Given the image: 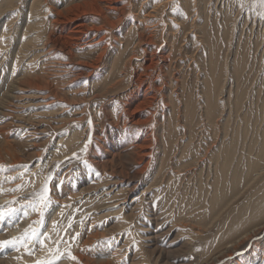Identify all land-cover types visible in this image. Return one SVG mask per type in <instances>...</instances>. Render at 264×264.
<instances>
[{
	"label": "rangeland",
	"instance_id": "obj_1",
	"mask_svg": "<svg viewBox=\"0 0 264 264\" xmlns=\"http://www.w3.org/2000/svg\"><path fill=\"white\" fill-rule=\"evenodd\" d=\"M54 1H60L58 7L67 8L86 0ZM151 1H122L121 6L128 10L121 22L126 30L108 29L114 36L103 32L109 35L104 41L108 43V56L103 68L86 79L80 74V66L66 67L65 52L41 51L52 30L28 28L29 21L35 18H29L31 5L37 0H0V191L5 194L0 198V242H8L0 245V264L71 263L77 252L91 262L95 260L94 264H264L263 170L254 176L257 179L251 185L246 181L235 183L228 175L224 178L228 193L226 189L220 191L214 183V172L218 171L206 167L202 158L207 139L199 133L204 127L197 123L191 140L176 121L178 107L185 110L181 101L187 97L203 101L209 72L206 59L218 48L222 62H228L232 69L248 49L247 65L243 67L244 74L250 77L252 106H245L241 113L249 115L260 110L261 101L253 96H264V3L186 0L187 13L181 18L171 14V3L162 11L163 3L171 0H162V5L157 0L147 6L144 14L152 12L156 4L162 7L152 12L157 20L147 25L148 32H155L153 41L160 46L156 58L161 66L164 63L160 56L171 58L165 65L164 79L179 80L182 87L174 101L169 98L170 92L178 88L168 85L164 105L169 108L160 105L156 110L164 118L160 116L156 123L142 129L149 133L158 127L154 133L156 144L147 158L149 166L143 170L134 139L138 130L128 128L124 132L111 122L112 112L122 113L126 89L106 93L96 83L109 77V65L122 60L123 54L130 56L131 50L120 47L130 37V28L139 22H131V10H140L142 3ZM89 9L86 5L85 10ZM108 13L116 22L118 14L113 13L114 17ZM89 18L87 11L82 19L93 24ZM161 19L162 34L153 27ZM174 22V33L181 40L185 38L175 46L176 56L172 45L168 47L173 39L168 34V24ZM25 36H30L33 43H26ZM196 36L206 48L200 54L201 71L193 64L190 67V58L197 52L194 42H199ZM182 45L190 50L186 60L180 62ZM149 49L151 55L154 47ZM94 50L75 49V62L90 63L99 53ZM139 63L136 61L134 68L142 72ZM159 67L152 72L154 76L159 74ZM229 81L223 99L233 101L238 95L237 85L232 77ZM200 114L201 111L198 118ZM252 119L253 116L247 122ZM225 123L227 127L236 126ZM257 135L249 144L248 136L244 149L255 141L250 156L256 159L253 164L264 169L263 145L259 144L264 134ZM224 138L226 145L234 139L231 130ZM211 140L208 146L216 143ZM195 151L198 156L194 158ZM243 158L249 155L244 153ZM229 167L233 169V165ZM237 167L244 176L250 172L243 160ZM46 185L48 199L40 203ZM236 186H240L241 193L228 203L224 195H231ZM53 243L56 246L50 248ZM81 243L86 245L85 250Z\"/></svg>",
	"mask_w": 264,
	"mask_h": 264
},
{
	"label": "bare ground",
	"instance_id": "obj_2",
	"mask_svg": "<svg viewBox=\"0 0 264 264\" xmlns=\"http://www.w3.org/2000/svg\"><path fill=\"white\" fill-rule=\"evenodd\" d=\"M99 1L103 3L99 5L97 0H86L83 3H79V2L71 3V4L69 3L70 4L69 7L61 8L58 7L60 1L56 2L54 0H37L36 4L31 5L32 8L29 13V18H31V16H35V18L29 21L28 28L31 27L36 29V31L37 30L42 31L46 27L49 30L50 29L52 30L51 33L48 34V39L45 43V47L42 48L41 51L44 52L48 49L49 51L53 52V50L55 51L56 49H59L62 53L65 52L67 54L68 57L67 60L69 62V63L66 62L69 65L66 67H70L72 65L80 66L81 68L80 74L82 77H85L86 79H89L95 72L103 68L102 65L105 64L106 54L108 56V52H109L108 43L106 44L104 43V41L108 38L109 35L105 33L103 34V32L111 33V31L113 29H116V27L119 28L118 30H126L124 29V25H121L123 16L128 12L126 6L124 7L121 6L123 0H99ZM131 1L133 0H130V2ZM185 1L186 0H180V1L171 0L166 4L163 3V8H162L161 6H159L162 2L161 0L158 1L160 2L159 5L156 4V8L154 7L152 9L153 10L152 12L156 13V10L160 9V7L163 9L162 11H165L164 8H167V6L171 3V11H170L171 14L174 15V17L179 15L181 18V16H184V14L187 13V6L185 5L187 3ZM134 2H138V1H134ZM152 2H157V0H153L148 3L147 2L142 3V8L140 10L137 9H135L136 11H134V9L131 10L132 13L131 22H134L136 20H139V22H137V25L135 24L134 27L132 26L130 28L129 30L130 37L127 38L126 41L124 42V45L120 47V48L122 47L125 48L126 51L131 50L130 56L127 57L128 55L127 53L123 54L122 60L113 62V64L110 63V61H108L107 59V63L112 64L111 67L110 65L108 67L111 68L110 71L107 72L108 73L107 75H109V77L99 80L100 81L99 83L95 82L96 87L100 88V90L106 91V93H112V92H117L118 90L120 91L122 89H126V92L124 94V99L122 101V104L124 105L123 109L121 110L122 113H118V115H115V112H112L114 116L112 117L111 122L112 125L116 127V129L118 130L122 129L124 132L128 128L131 131L133 129L138 130V132L136 131L137 133L134 135V139H136L138 142L137 146L139 147L138 149L140 150V153L138 155L140 156L139 163L143 164V170H145L149 166V162H147V158L152 153L151 149L156 144L157 140H155L156 136L154 133L158 127H156L155 131L154 129H152L153 131L151 130L149 133L142 131V129L143 127L148 128V126L153 124L154 122L156 123L157 120H159L158 118L160 116L161 118H164L165 115L163 113L161 114L156 110L159 108L160 105L167 104L166 103L167 99L165 94L167 93V90L165 89L168 88V85L169 86L176 85L178 88L177 91L170 92L171 96L170 97L168 96L169 98H171L170 100H174L175 97L178 98V96L181 95L178 93V90H181L180 87H182L179 80L164 79L163 75H165V65H167L169 61L171 62L170 56H165V54L160 56L161 62L164 63V65L162 66L160 64L159 59L156 58V57L159 58L157 54L158 53L157 48H159L160 46L154 43L153 40L154 38H156L155 32L153 31L148 32L150 28L147 27V25L150 26L151 21L153 22V20L155 21L157 19H155V16L152 14V12L144 14L147 6ZM86 5L90 7V9L87 11L91 14V18H89V20L90 22H93V24H90L86 20L82 19V16H84V14L87 12L85 10ZM243 6L244 4L242 5V7ZM104 8H106L108 12L112 14L113 13L116 15L118 14L117 16L118 19L116 22H114L111 18L108 17L109 13L104 11L105 10ZM174 10L176 13H174ZM114 17L116 16L114 15ZM163 20L164 19H161V21L159 20L160 22L153 26L157 30H159L160 34H162V28L164 27ZM176 21H178L177 18L175 19V22ZM40 22H44V23H40ZM175 22L168 24V28H170L168 34H170V36H172L173 38L170 42L171 44L168 47H171L172 45L176 56L178 48H175V46H177L178 43L181 45L185 38L183 37V39L181 40L182 37L178 38L177 35L174 33ZM108 29L111 31H108ZM26 31L30 33L29 30L26 29L25 32ZM179 33L182 34L181 32ZM23 35L26 34L24 33ZM110 35H113V33H111ZM25 40L26 43H30V44L33 43L31 42L30 36H25ZM197 40H199L198 43L194 42V46H196L197 52H195V55H193L192 58H190L191 61L190 67H192L193 64L198 71H201L202 64L200 63V57H201L200 54L202 53V51L206 50V48L203 47L202 45L203 40L200 37H197ZM86 47L93 48L95 49L94 51H99V53H97V56H95V59L90 63L75 62L76 61L75 59L77 58V54H76L77 51H75V49L77 48L84 49ZM152 47H154L153 53L149 55L150 54L149 51L151 50L149 48ZM179 48H181L180 56L182 57L180 58V62H182L185 61L186 58L189 56L187 54H189L190 49H188V47L186 48L184 45L180 46ZM247 54H248V49H246V53H243V55L238 59L237 62L240 63L236 65L234 69H232L230 68L231 65L228 62H224V61L222 62V53L219 50V48L216 53H210L209 57L206 59V62H208L207 67L209 72L206 77L207 80H206L205 90L203 92V98H204L203 101H201L200 99L197 100L195 98L193 99L191 97H187L186 99H184V102L183 101L180 102V104L185 103L183 104V107L185 108L184 111L183 109H181V106L178 105L179 107H178L177 115H179V117H177L176 121L180 125H183L182 127L185 130V136H187L188 139L192 140V137L195 135L196 131H194V128L197 125V123H201L202 127H204L201 133H199L200 135L201 134L203 135L204 139H207V143H205L207 149H205L206 150L204 151L205 153L202 152L203 155L205 154L204 157L202 158L206 162V167L208 166L209 168H213L215 169V171L216 170L218 171V172H214L217 173L214 175L215 178L214 183L217 186L219 185L220 191L227 188L226 184L224 183V178L226 179L228 175H231V179L235 183H237L238 181H242V182L246 181V183L251 185L252 182H254L257 179L254 176L262 174V173L260 174L259 172L260 170H263L264 173V169H261L258 163L253 164V162L256 161L254 156L252 158L250 156L252 155L250 151L254 148L255 141L247 150L244 149L247 139H249L248 136H250V139L248 140V144H249L252 141L251 137H255V135L259 133L264 134V96L258 94H255V96H253L256 97L255 99L257 101H261V104L259 105L260 110H258V112L251 113L249 115H246L245 113H241V111L245 108V106L249 107V105H251V99H252V96H250L251 92H249V90H251L250 88L252 87L250 83V77L246 75L247 74L246 72L244 74L245 68L243 67V65H245L246 63ZM136 61H140L139 65L143 69L142 72L134 68V63H136ZM159 66H161V68ZM158 67L160 68L159 74L154 76L152 72H154L155 69H157ZM230 76L232 77L234 83L237 85V92H238L237 98L234 99L233 101L223 99L224 91H226L225 85L226 83L230 82L229 81V78H231ZM109 79L113 80L114 83L111 84V81ZM158 82H161L159 83L160 86L157 85ZM174 82L177 84H174ZM99 84H101L100 87ZM230 94H232V92H230ZM199 98L201 97L199 96ZM174 101H176V99ZM164 107L169 108L168 105H164ZM198 109L200 110L197 111ZM256 109H258V107H256ZM200 111H201L200 114L201 116L198 118V113ZM251 116H253V119L251 120V122L249 120L248 123L247 120ZM242 118H245V120L243 121ZM225 122H232L236 126L227 127L226 126L227 123ZM242 122L245 123V126H242ZM229 130H231L234 139L229 144L226 145L224 141L225 140L224 137ZM212 138L216 140V143L213 142L216 144L215 147L212 146L213 144L212 142L210 143L211 145L208 146L209 144L208 141H212L211 140ZM259 144L263 145L262 150L264 151V140ZM244 153L246 155H249L248 159L243 158ZM197 156L198 154L195 151L194 158ZM241 160H243L244 164L247 163L248 171H250L247 174V176L246 175L244 176V173L242 171L240 172L239 168L237 167V164L240 163ZM262 163L264 164V162ZM229 165H233V169L230 167L228 169L227 166ZM232 185H234V183ZM239 187L236 186L233 189L231 188L232 193L229 196H227L225 193L224 196L225 199H227L228 203L238 199L237 197L241 193ZM231 189L229 190L230 192ZM243 191L244 190H242V192ZM3 197H5V194H3L0 191V198ZM254 200L257 201L256 199ZM255 203L257 204V202ZM213 207L216 208L217 206H213ZM256 221H258V219ZM80 245H82V243ZM55 246L56 243H53L52 245H50V248ZM85 246L86 245L83 244L81 248L85 250ZM74 257L75 260H71V263L63 262L62 264H87L86 262H88L89 264L95 263V260H92L91 262L90 260H88V258H86L85 255H81V252H77L74 255Z\"/></svg>",
	"mask_w": 264,
	"mask_h": 264
},
{
	"label": "snow or ice",
	"instance_id": "obj_3",
	"mask_svg": "<svg viewBox=\"0 0 264 264\" xmlns=\"http://www.w3.org/2000/svg\"><path fill=\"white\" fill-rule=\"evenodd\" d=\"M262 3H264V0H261ZM48 193H49V189L47 187V185L45 186L42 194H41V201L40 203H44L47 199H48ZM0 219H2V216H0ZM4 243H8L7 241L5 242H0V245L4 244ZM73 260H75V257H71ZM37 264H54V262L52 261H38Z\"/></svg>",
	"mask_w": 264,
	"mask_h": 264
}]
</instances>
